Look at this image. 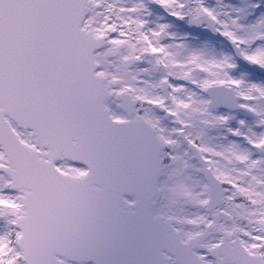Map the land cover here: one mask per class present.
Returning <instances> with one entry per match:
<instances>
[{
  "label": "snow or ice",
  "instance_id": "1",
  "mask_svg": "<svg viewBox=\"0 0 264 264\" xmlns=\"http://www.w3.org/2000/svg\"><path fill=\"white\" fill-rule=\"evenodd\" d=\"M0 264H264V0H0Z\"/></svg>",
  "mask_w": 264,
  "mask_h": 264
}]
</instances>
